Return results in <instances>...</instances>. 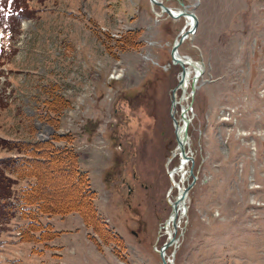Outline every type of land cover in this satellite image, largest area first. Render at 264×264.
<instances>
[{"label": "rangeland", "instance_id": "rangeland-1", "mask_svg": "<svg viewBox=\"0 0 264 264\" xmlns=\"http://www.w3.org/2000/svg\"><path fill=\"white\" fill-rule=\"evenodd\" d=\"M182 1L198 23L179 53L203 66L193 99L189 86L181 100H192L188 145L197 179L180 213L175 254L169 247L166 256L172 264H264V0ZM26 2L31 17L23 12L0 41V157L14 154L3 138L43 139L83 122L89 132L73 143L96 193L102 233L70 212L40 216L54 237L22 240L27 220L13 207L14 215L0 220V264H161L167 171L178 162L166 165L175 144L169 102L178 75V66L167 65L168 51L186 19L161 14L149 0ZM111 34L138 47L120 49ZM107 47L126 68L105 98ZM89 82L96 94L81 111L74 105L51 112L54 83L74 102ZM180 166L177 188L189 164ZM9 175L7 200L15 202L29 179Z\"/></svg>", "mask_w": 264, "mask_h": 264}, {"label": "trees", "instance_id": "trees-1", "mask_svg": "<svg viewBox=\"0 0 264 264\" xmlns=\"http://www.w3.org/2000/svg\"><path fill=\"white\" fill-rule=\"evenodd\" d=\"M27 8L26 0H0V11L16 10V14L8 17L10 19L15 20L22 10L25 14L32 13ZM115 40L123 43L120 49L135 48L139 43L125 39L122 34ZM107 49L110 54L115 55L109 47ZM47 102L51 112L58 113L69 106L68 100L58 93ZM2 140L10 145L14 154L0 157V220L12 217L14 214H11V208L15 207L19 216L27 220L21 239L43 241L57 234L50 230V225L40 222L41 215L77 212L86 225H91L96 232L102 233L101 220L94 204L95 191L90 187L87 172L78 167V154L69 145L72 140L69 134L54 133L50 138L32 141ZM61 141L65 144L59 145ZM9 174L20 180L29 179L20 186L15 202L7 200L11 196L10 188L13 183ZM36 231L39 232L37 236L34 235Z\"/></svg>", "mask_w": 264, "mask_h": 264}, {"label": "water", "instance_id": "water-1", "mask_svg": "<svg viewBox=\"0 0 264 264\" xmlns=\"http://www.w3.org/2000/svg\"><path fill=\"white\" fill-rule=\"evenodd\" d=\"M151 4H156L160 7L161 12H166L168 16L177 18L182 15H185L191 19L189 22L188 27H184L180 33L178 34V38L174 40L171 50H170V56H171V62L173 64H178L181 67V71L179 73V79L178 83L172 88V93H171V101H170V116L173 122V127H174V133H175V141H176V148L179 150L180 157L183 161L185 160H191L192 157L187 155L185 151V143L187 142V126L190 121V118L187 116L186 111L188 108H190L191 102L187 106L181 105V111H180V117L177 119L174 116V109L176 104L179 102L178 98H176L175 92L178 88H180L182 91L185 90V84H186V79H187V73L188 69L186 64H191L195 69L200 71V69L190 61H188L187 58H182L178 56L177 54V47L183 42V40L191 35L197 26L198 19L197 16L194 12L188 11L185 8L184 3L181 0H178L180 6L182 7L181 9L178 10H172L171 8L167 7L162 1L160 0H149ZM196 75L193 76V81L196 79ZM194 85L191 86V93L193 94L194 92ZM180 99V98H179ZM189 174L192 176V180L188 183H186L185 186H182L178 190V194L174 198L173 201H169V194L171 193L172 189L174 188V184L171 182L170 189L166 195V199L168 204L171 207L170 213L168 217L164 220V225L169 224L171 229L169 230V237L166 242L163 243V245L157 249V252L160 256L161 259V264H172V261L168 263L166 257H165V249L173 245V250H172V256L174 255L176 251V245H177V240L178 236L176 235L177 231V226H178V219L180 216V208L182 206V212L185 213L187 210V204H186V198L188 195V192L190 188L192 187L194 181H195V175L192 173V170L189 171ZM160 226L161 227H164Z\"/></svg>", "mask_w": 264, "mask_h": 264}, {"label": "bare ground", "instance_id": "bare-ground-1", "mask_svg": "<svg viewBox=\"0 0 264 264\" xmlns=\"http://www.w3.org/2000/svg\"><path fill=\"white\" fill-rule=\"evenodd\" d=\"M180 9H181V8H180ZM182 17H184L187 21L190 22V18H189V17H187V16H185V15H182ZM198 66L202 69V71H201V72H196V71H194L195 74H198V75H199V78L196 80V82L194 81V85H196L197 81L202 77V74H203V66H202L200 63H198ZM189 70H190V68H189ZM188 75L191 76V73L188 72ZM187 80H188V79H187ZM187 80H186V85L189 84V83H188L189 81H187ZM188 110H190V108H188ZM188 110L186 111L187 113H188ZM188 141H189V138H188ZM175 153H176V151H175ZM185 164H186V162H182L181 165L184 166ZM182 168H183L182 166H179V167H176V168L174 169V171L170 172V176H171L170 178H171V181L173 182V184L175 185V187H177L178 185H177V182H176L175 179H174V174H175V172L181 170ZM183 173H184V172H183ZM181 210H182V206H181V208H180V211H181ZM180 211H179V213H180ZM179 217H180V216H179ZM168 228H169V225H168V224H165V225H164V228H163L162 230L167 231Z\"/></svg>", "mask_w": 264, "mask_h": 264}, {"label": "crops", "instance_id": "crops-1", "mask_svg": "<svg viewBox=\"0 0 264 264\" xmlns=\"http://www.w3.org/2000/svg\"><path fill=\"white\" fill-rule=\"evenodd\" d=\"M70 84V83H69Z\"/></svg>", "mask_w": 264, "mask_h": 264}]
</instances>
